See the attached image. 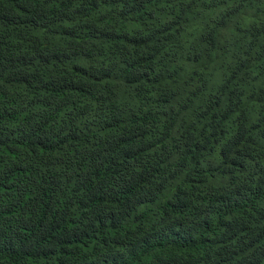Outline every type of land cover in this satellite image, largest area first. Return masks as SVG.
I'll return each mask as SVG.
<instances>
[{
	"label": "trees",
	"instance_id": "trees-1",
	"mask_svg": "<svg viewBox=\"0 0 264 264\" xmlns=\"http://www.w3.org/2000/svg\"><path fill=\"white\" fill-rule=\"evenodd\" d=\"M0 264H264V0H0Z\"/></svg>",
	"mask_w": 264,
	"mask_h": 264
}]
</instances>
